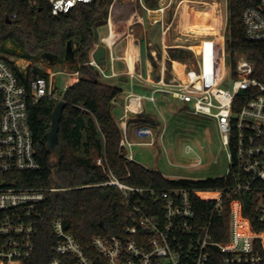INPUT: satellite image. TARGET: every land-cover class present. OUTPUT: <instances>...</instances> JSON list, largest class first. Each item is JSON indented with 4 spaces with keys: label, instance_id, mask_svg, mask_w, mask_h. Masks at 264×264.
Segmentation results:
<instances>
[{
    "label": "built area",
    "instance_id": "built-area-1",
    "mask_svg": "<svg viewBox=\"0 0 264 264\" xmlns=\"http://www.w3.org/2000/svg\"><path fill=\"white\" fill-rule=\"evenodd\" d=\"M36 6L39 0H20ZM92 0H49L53 15L70 12L77 3ZM118 0H113L112 8ZM148 11L164 15L175 0H160L156 9L146 6L144 0H132ZM177 16L184 0H176ZM228 0H226L227 9ZM227 11V10H226ZM226 21L219 34L217 47H210V72L205 77L203 63L200 70L188 79L161 78L150 95L130 89L126 95L121 117V147L125 157L135 160L134 145H154L155 134L151 127L137 130L140 137L150 140L135 142L128 138V120L132 113L143 112V100L155 101L157 92L189 104L194 115L207 116L216 122L221 145L227 153L228 171L221 177L224 186L219 189H194L174 186L159 194L143 187L129 185L106 169L102 157L96 163L107 171L109 180L103 184L115 185L123 195V204L129 207L128 222L121 234L95 235L92 239L94 253L64 229L61 218L53 222L55 242L49 264H260L264 253L256 247L259 242L264 251V228L257 232L251 221L243 215V204L237 194L241 191L255 194L259 202V221L264 226V81L254 75L255 65L245 56L226 71ZM110 16V15H109ZM18 14L14 13L13 18ZM245 33L250 41L264 42V0H249L242 13ZM164 18L162 17V20ZM102 43L109 51L113 63L117 58L114 41L107 37ZM194 51V49H192ZM221 52V55H220ZM11 59V58H10ZM103 78L119 76L93 58ZM18 66V65H17ZM73 75L77 72H67ZM131 78L144 80L141 74L129 72ZM55 73L49 80L38 76L29 86L19 78L8 60L0 57V264H33L37 250L36 235L45 223L48 195L67 188L56 186L19 185L13 173L38 170L41 167L34 149L33 132L29 125L28 105L45 96L62 100L54 88ZM66 89V88H65ZM64 89V90H65ZM187 145L186 152H193ZM195 166L203 164L199 156ZM217 163V159L214 160ZM207 176L180 175L179 178L199 179ZM87 186V185H86ZM89 186V185H88ZM206 194V195H202ZM214 194V195H210ZM213 201L211 215L206 219L197 213L194 199ZM228 200L229 234L218 240L213 233L214 214H223V203Z\"/></svg>",
    "mask_w": 264,
    "mask_h": 264
},
{
    "label": "trees",
    "instance_id": "trees-1",
    "mask_svg": "<svg viewBox=\"0 0 264 264\" xmlns=\"http://www.w3.org/2000/svg\"><path fill=\"white\" fill-rule=\"evenodd\" d=\"M112 2H80L68 13L53 15L49 0H39L36 6L20 0H0V57L8 60L24 84L29 86L38 76L49 80L50 73L36 64L37 60L43 59L44 52H50L58 55L57 63L64 64L66 43L70 39L75 43L76 62L69 66H74L80 75L77 82L59 91L67 103L59 129L62 150L59 160L48 151L45 135L51 129L52 113L60 100L45 96L28 105L34 149L41 167L12 175L19 185L67 188L47 196L46 219L37 230L33 264H49L53 257L55 237L52 226L58 218L62 219L65 231L91 254L95 252L92 244L95 235L122 233L128 222L129 207L123 204V195L117 186L103 184L109 180L108 170L129 185L153 189L158 194L174 186L201 190L224 186L221 177L171 179L157 169L125 157L120 144L121 127L113 115L114 101L123 90L105 81L100 70L90 64L92 53L100 43L99 29L108 24ZM144 2L150 9L160 5V0ZM248 4L249 0H228L226 51L233 63L241 55L252 61L254 75L264 81V42L250 41L245 33L242 13ZM14 13L18 14L17 18H13ZM7 17L11 22H7ZM8 43L19 50L13 57L30 61L24 70L15 60L3 56L9 53ZM188 53L180 49L170 55L171 58L185 59ZM131 122L139 127L158 128L162 125V121L144 111L131 116L127 124ZM92 150L97 153L95 157ZM98 157L105 160L107 171L96 163ZM206 194L202 193L203 196ZM236 197L241 199L243 215L249 218L253 230L261 231L264 226L259 221L256 195L241 191ZM193 204L197 213L207 219L215 203L195 198ZM223 205V214L218 216L215 213L213 218L212 230L218 240H226L229 234V201ZM256 247L264 253L259 242Z\"/></svg>",
    "mask_w": 264,
    "mask_h": 264
},
{
    "label": "rangeland",
    "instance_id": "rangeland-1",
    "mask_svg": "<svg viewBox=\"0 0 264 264\" xmlns=\"http://www.w3.org/2000/svg\"><path fill=\"white\" fill-rule=\"evenodd\" d=\"M186 1L184 0L181 4V9L177 16L175 15L176 0L171 7L165 9L164 14L167 18L165 24L170 25L169 34L171 37H180L179 41L177 40L175 43L191 45L205 41L202 46L194 47L197 50L204 48L203 69L205 71L211 66V44L208 41L218 39L222 23L226 21V0H218L217 4L212 0H189L197 4L192 15L196 23H215L216 25L220 23L219 27H214L204 32L195 31L193 28L188 30L184 28L188 27L187 25H191L187 22L186 15L188 12L186 10L188 7L186 8ZM211 2H214V4H211ZM211 7L215 9V12ZM140 13L147 18L145 8L139 3L135 4L132 0H118L112 8L113 19L119 27L137 20ZM101 29H104V27ZM7 48H9V53L3 56L15 60L22 70L29 66L30 61L13 57L19 50L15 49L12 44L8 43ZM227 55L225 68L228 72L230 71V62L228 59L229 54L227 53ZM192 60L194 59L191 56H187L189 63H192ZM36 64L45 68L50 74L55 73L57 75L53 85L57 91H63L73 80L74 76L67 74L66 71L74 72V66L64 65L63 62L51 64L46 59H39ZM104 80L107 81V79ZM111 80L118 82V78H112ZM168 102L167 106L159 109L163 115L162 124L166 126V129L158 133L154 145H134L132 152L135 160L149 168L161 171L166 177L171 179H176L180 175L213 177L225 175L228 171V158L226 151L221 145L216 122L207 116L194 115L189 104L177 101L171 97H168ZM154 113L160 115L158 111ZM113 115L120 125L123 115L120 105L114 106ZM128 128H130V123ZM147 140H150V136L137 137L135 142ZM187 145H192L194 149L192 153L186 152ZM91 153L94 157L97 154L95 150H92ZM199 156L203 158V164L195 166L199 162ZM215 159H217V163H214Z\"/></svg>",
    "mask_w": 264,
    "mask_h": 264
},
{
    "label": "crops",
    "instance_id": "crops-1",
    "mask_svg": "<svg viewBox=\"0 0 264 264\" xmlns=\"http://www.w3.org/2000/svg\"><path fill=\"white\" fill-rule=\"evenodd\" d=\"M212 1H214L215 4L218 2V0ZM214 2H211V4H214ZM196 5V2L189 0L186 1V8L188 7L186 10V12H188L186 15L187 22L191 24L187 25L188 27H184L186 30L193 28L195 31L199 30L200 32H204L213 29L214 27L220 26V23L217 25L215 23V25L212 23H196L194 21L195 19L192 17ZM212 9L215 12V9ZM146 11L147 18H145L143 14L140 13L137 20L122 27H119L116 24L111 12L108 19V24L101 27H104V29H99L100 43L98 46L104 45L102 43V38L112 32V35L108 37L111 39V41H114V51L118 58L112 63L109 56L110 53L108 50H106V70L108 74H111L112 70H114L119 73V76H111L104 79H107V82L116 84L122 88V93L114 101V106L120 105L122 110L126 101V95L130 89H133L138 94L150 95L154 89L155 83L161 78L169 80L174 76L181 80L188 79L190 76L194 75L200 70L199 63L204 62V48L197 50L194 47L202 46L205 41L191 45L175 43L177 40L179 41L180 37L170 36V25L165 24V20L167 19L165 14L161 15L156 11ZM162 17L164 18L163 20ZM223 25L224 22L222 23L219 34L223 28ZM181 32L185 33L183 31ZM217 40L215 39L214 41L208 42L211 44V46L215 45V47H217ZM180 49H184L189 52L188 56H191L194 59L192 60V63H189L187 58H171L170 52ZM192 49H194V51ZM129 72L141 74L144 80L140 81L136 78H131ZM209 72L210 68L204 71L205 77L209 76ZM79 76V73H75L70 84L77 82L79 80ZM112 78H118V82H113L111 80ZM168 97L171 96L157 92L154 102L144 99L143 111L155 117L157 120L162 121L163 115L159 109L161 107L167 106L166 104L169 103ZM155 111H158L160 115L154 113ZM139 128L141 127H139L137 123H130V128H128V138L130 140L135 141L137 137H146H140L137 134V130ZM151 128L154 131L156 140L158 133L162 132V130H165L166 126L162 124L159 125L158 128Z\"/></svg>",
    "mask_w": 264,
    "mask_h": 264
},
{
    "label": "water",
    "instance_id": "water-1",
    "mask_svg": "<svg viewBox=\"0 0 264 264\" xmlns=\"http://www.w3.org/2000/svg\"><path fill=\"white\" fill-rule=\"evenodd\" d=\"M7 22H11V19L9 17H7ZM92 56L98 64H100L101 66H106V47L104 45L98 46V48L92 53ZM42 58L48 60V62L51 64H55L58 62V55L54 53L44 52L42 54ZM75 62V43L73 39H70L66 43L64 64L71 65ZM66 105L67 103L65 100H60L57 103L52 113L51 129L45 135L47 140V149L56 160H59L62 156V150L59 144V129L63 111ZM135 115V113L131 114V116Z\"/></svg>",
    "mask_w": 264,
    "mask_h": 264
},
{
    "label": "bare ground",
    "instance_id": "bare-ground-1",
    "mask_svg": "<svg viewBox=\"0 0 264 264\" xmlns=\"http://www.w3.org/2000/svg\"><path fill=\"white\" fill-rule=\"evenodd\" d=\"M107 40H108L109 42H111V39H110L109 37H107Z\"/></svg>",
    "mask_w": 264,
    "mask_h": 264
}]
</instances>
